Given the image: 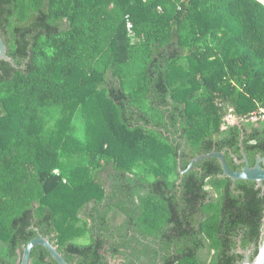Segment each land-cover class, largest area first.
Listing matches in <instances>:
<instances>
[{"label":"trees","instance_id":"obj_1","mask_svg":"<svg viewBox=\"0 0 264 264\" xmlns=\"http://www.w3.org/2000/svg\"><path fill=\"white\" fill-rule=\"evenodd\" d=\"M0 37V264L40 236L68 264L255 258L262 189L178 157H264L262 3L0 0Z\"/></svg>","mask_w":264,"mask_h":264},{"label":"water","instance_id":"obj_2","mask_svg":"<svg viewBox=\"0 0 264 264\" xmlns=\"http://www.w3.org/2000/svg\"><path fill=\"white\" fill-rule=\"evenodd\" d=\"M257 1H259L264 5V0H257ZM0 61H5L7 63H10L14 68L18 67L14 62V60L8 55L7 46L1 37H0ZM238 122H239L238 119H235V123ZM242 142L243 139L241 140V145H240L242 160L238 161V163L244 165V167L242 170L239 171H232L228 166L225 152H217V151H213L211 153L203 154L195 157L190 162L187 169H183L182 156L185 149V146H183L179 150V157H178L179 171L181 177L180 181H182L184 175L190 172L197 163L207 159L215 158L219 161L223 171L221 177L230 178L233 181V186H235V183L237 181H252L255 182L257 184V187L261 188L264 193V157L259 155L256 159L255 165L251 167L249 158L245 152V148ZM36 246H41L45 248L58 264H68L64 259L63 255L58 251V247L55 246L49 238L42 236L33 239L27 244V246L24 248L21 259L19 260V264H31L32 252ZM237 252L240 255L244 256L242 264H264V227H263V235H262L261 243L258 247V253L253 260L251 258L252 251L243 249L241 247V243H239ZM160 256L156 264L160 263Z\"/></svg>","mask_w":264,"mask_h":264},{"label":"built area","instance_id":"obj_3","mask_svg":"<svg viewBox=\"0 0 264 264\" xmlns=\"http://www.w3.org/2000/svg\"><path fill=\"white\" fill-rule=\"evenodd\" d=\"M128 29L129 30H131L132 29V25L130 24V22H128ZM253 119L255 120L256 119V116L255 117H253ZM227 121L229 122V120L227 119ZM234 123H235V118H234ZM230 123V122H229ZM54 173H55V175H57V176H60V171L59 170H55L54 171Z\"/></svg>","mask_w":264,"mask_h":264},{"label":"rangeland","instance_id":"obj_4","mask_svg":"<svg viewBox=\"0 0 264 264\" xmlns=\"http://www.w3.org/2000/svg\"><path fill=\"white\" fill-rule=\"evenodd\" d=\"M227 119L229 120L230 123H234V121H233L234 120V117L233 116H229ZM81 136H82V134L79 133L78 134V137H81Z\"/></svg>","mask_w":264,"mask_h":264},{"label":"flooded vegetation","instance_id":"obj_5","mask_svg":"<svg viewBox=\"0 0 264 264\" xmlns=\"http://www.w3.org/2000/svg\"><path fill=\"white\" fill-rule=\"evenodd\" d=\"M242 169H243V167L241 168V170H242ZM180 182H181V181H180ZM180 182H179V183H180ZM250 250L253 252V251H254V248L252 247ZM250 250H249V251H250Z\"/></svg>","mask_w":264,"mask_h":264}]
</instances>
